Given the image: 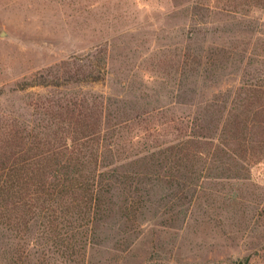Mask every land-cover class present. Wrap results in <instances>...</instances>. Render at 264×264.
Wrapping results in <instances>:
<instances>
[{
  "label": "rangeland",
  "instance_id": "rangeland-1",
  "mask_svg": "<svg viewBox=\"0 0 264 264\" xmlns=\"http://www.w3.org/2000/svg\"><path fill=\"white\" fill-rule=\"evenodd\" d=\"M257 2L0 0V33H7L0 36V138L14 127L42 136L46 121H58L52 103L78 95L90 104L102 94L107 104L154 109L157 118L194 116L213 95L237 86L242 72L264 68V32L251 29L264 31V0ZM101 54L104 81L24 87ZM209 183L200 192L211 193V205L194 199L185 215L181 198L157 192L145 196L151 199L138 218L95 223L82 256L80 245L42 247L40 234L24 254L18 240L3 239L0 264H264V182L234 186L239 198L231 205L223 187Z\"/></svg>",
  "mask_w": 264,
  "mask_h": 264
},
{
  "label": "trees",
  "instance_id": "trees-1",
  "mask_svg": "<svg viewBox=\"0 0 264 264\" xmlns=\"http://www.w3.org/2000/svg\"><path fill=\"white\" fill-rule=\"evenodd\" d=\"M70 65L52 80L34 76L24 87L54 86L58 79H63L59 84L81 86L105 80L104 54ZM214 77L211 72L209 79ZM230 89L213 95L194 116L168 118L152 117L154 109L107 104L102 94L92 104L78 95L52 103L58 121H46L42 136L26 135L25 127L4 131L0 243L16 239L17 252L24 254L23 246L34 244L40 234L42 247L80 245V255L95 223L138 218L141 203L151 199L145 196L161 192L167 201L181 198L183 215L194 199L210 206L211 193L200 192L212 185L209 181L227 192L224 202L238 203L234 186L239 190L250 180L264 182V68L242 72Z\"/></svg>",
  "mask_w": 264,
  "mask_h": 264
},
{
  "label": "water",
  "instance_id": "water-1",
  "mask_svg": "<svg viewBox=\"0 0 264 264\" xmlns=\"http://www.w3.org/2000/svg\"><path fill=\"white\" fill-rule=\"evenodd\" d=\"M0 36H2V37L7 36V33H6L5 31H2V32L0 33ZM237 264H249V262H248V259H246V260H244V261H242V260L238 261Z\"/></svg>",
  "mask_w": 264,
  "mask_h": 264
}]
</instances>
